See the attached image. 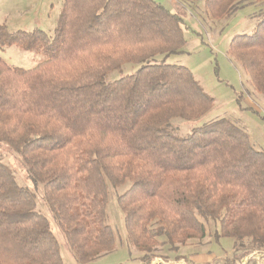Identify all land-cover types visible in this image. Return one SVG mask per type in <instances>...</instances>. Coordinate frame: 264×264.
<instances>
[{
    "label": "trees",
    "instance_id": "trees-1",
    "mask_svg": "<svg viewBox=\"0 0 264 264\" xmlns=\"http://www.w3.org/2000/svg\"><path fill=\"white\" fill-rule=\"evenodd\" d=\"M237 1L220 0V17L229 18ZM184 25L155 0H64L51 35L0 25V48L42 57L31 70L0 58V142L43 185L78 264L115 249L106 223L109 184L127 182L119 204L144 264L161 239L178 250L205 238L204 221L219 226L216 241L264 250V153L228 120L185 137L172 124L201 119L214 106L188 68L166 64L182 53ZM228 52L264 93V19L251 35L235 37ZM126 65L140 67L110 80ZM0 264H63L35 194L1 159Z\"/></svg>",
    "mask_w": 264,
    "mask_h": 264
},
{
    "label": "rangeland",
    "instance_id": "rangeland-1",
    "mask_svg": "<svg viewBox=\"0 0 264 264\" xmlns=\"http://www.w3.org/2000/svg\"><path fill=\"white\" fill-rule=\"evenodd\" d=\"M155 1L180 15L185 24L186 44L182 53L166 58V64L188 68L204 92L214 100L213 109L201 119H174L172 124L176 128V135L185 137L194 129L224 119L242 128L248 134L252 146L264 153V93L257 91L252 79L228 52L235 37L251 35L257 24L264 19V2L238 0L233 4L235 9L232 15L227 18L219 15L220 0ZM63 2L64 0H0V25H6L8 31L13 33L39 29L51 35L57 25ZM0 58L11 67L25 70L34 69L42 60L41 56L25 52L16 46L0 48ZM157 60H163V57L160 56ZM139 67L126 65L122 73H114L110 80L135 74ZM0 159L13 172L18 185L35 194L37 209L49 219L59 241L63 264H78L44 200L43 185L31 180L23 158L0 142ZM130 185L129 182L119 187L109 184L106 223L114 233L116 246L111 253L88 264H144L142 253L128 241L125 214L119 204V198L127 192ZM204 223L205 238L191 240L178 250L163 243L161 239V244L152 253L151 264H192L196 261L201 264H237L246 257H249L247 264H264V250L254 257L251 256L254 250H236L233 239L215 240V232L219 226L210 221Z\"/></svg>",
    "mask_w": 264,
    "mask_h": 264
},
{
    "label": "built area",
    "instance_id": "built-area-1",
    "mask_svg": "<svg viewBox=\"0 0 264 264\" xmlns=\"http://www.w3.org/2000/svg\"><path fill=\"white\" fill-rule=\"evenodd\" d=\"M260 254V252H252L251 256L254 257L255 255ZM249 261V257L244 258L243 260L239 261L237 264H247ZM241 262V263H240Z\"/></svg>",
    "mask_w": 264,
    "mask_h": 264
},
{
    "label": "crops",
    "instance_id": "crops-1",
    "mask_svg": "<svg viewBox=\"0 0 264 264\" xmlns=\"http://www.w3.org/2000/svg\"><path fill=\"white\" fill-rule=\"evenodd\" d=\"M220 261H221V259H220ZM186 264H187V262H186ZM192 264H201V263H200V261H196V262H192Z\"/></svg>",
    "mask_w": 264,
    "mask_h": 264
}]
</instances>
